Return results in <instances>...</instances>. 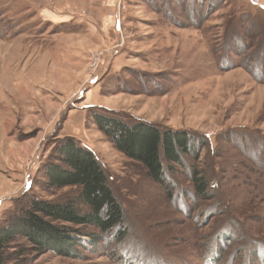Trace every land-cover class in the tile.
I'll list each match as a JSON object with an SVG mask.
<instances>
[{"label":"rangeland","instance_id":"obj_1","mask_svg":"<svg viewBox=\"0 0 264 264\" xmlns=\"http://www.w3.org/2000/svg\"><path fill=\"white\" fill-rule=\"evenodd\" d=\"M259 1L0 0V225L34 198H78L45 179L65 138L95 154L125 213L108 233L77 227L71 257L36 256L23 238L12 253L27 264H264ZM96 116L187 131L192 152L164 162L157 183Z\"/></svg>","mask_w":264,"mask_h":264},{"label":"trees","instance_id":"obj_2","mask_svg":"<svg viewBox=\"0 0 264 264\" xmlns=\"http://www.w3.org/2000/svg\"><path fill=\"white\" fill-rule=\"evenodd\" d=\"M95 122L119 151L140 163L148 176L160 184L164 183V162L172 170L173 164L183 165L182 157L192 152L194 142L187 131H161L152 123L128 125L103 116H96ZM52 157L45 173L48 187H79V196L65 204L34 198L28 207L7 218L0 225V264L32 261L23 258L24 252L19 257L17 252H11L17 249L13 245L19 238L36 256L53 251L71 257L69 250L78 243L74 235L83 236L77 227L89 225L108 233L125 222L124 210L106 170L90 149L65 138L56 142ZM191 181L197 194L204 196L207 180L197 171ZM79 203L88 207L87 213L80 211Z\"/></svg>","mask_w":264,"mask_h":264},{"label":"built area","instance_id":"obj_3","mask_svg":"<svg viewBox=\"0 0 264 264\" xmlns=\"http://www.w3.org/2000/svg\"><path fill=\"white\" fill-rule=\"evenodd\" d=\"M250 2L255 5V6H259L261 5L260 1L259 0H250Z\"/></svg>","mask_w":264,"mask_h":264}]
</instances>
